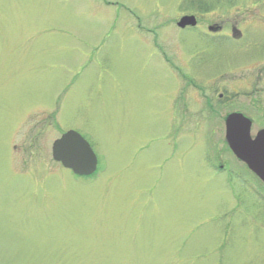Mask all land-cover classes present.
<instances>
[{
	"label": "rangeland",
	"instance_id": "1",
	"mask_svg": "<svg viewBox=\"0 0 264 264\" xmlns=\"http://www.w3.org/2000/svg\"><path fill=\"white\" fill-rule=\"evenodd\" d=\"M185 1L0 0V264H264V185L224 126L264 128V0ZM69 130L91 178L52 159Z\"/></svg>",
	"mask_w": 264,
	"mask_h": 264
},
{
	"label": "water",
	"instance_id": "2",
	"mask_svg": "<svg viewBox=\"0 0 264 264\" xmlns=\"http://www.w3.org/2000/svg\"><path fill=\"white\" fill-rule=\"evenodd\" d=\"M180 29L195 27L194 15L182 16L176 23ZM252 121L242 113H231L225 119V141L233 155L264 184V129L251 134ZM52 158L79 177H89L97 171L98 159L90 144L79 133L69 130L56 139Z\"/></svg>",
	"mask_w": 264,
	"mask_h": 264
},
{
	"label": "flooded vegetation",
	"instance_id": "3",
	"mask_svg": "<svg viewBox=\"0 0 264 264\" xmlns=\"http://www.w3.org/2000/svg\"><path fill=\"white\" fill-rule=\"evenodd\" d=\"M198 26V25H197ZM196 26V27H197ZM209 31L211 33H219L222 29L221 26H211L208 28ZM232 35L234 36V38H236L237 36H239L238 33H232ZM206 92V91H205ZM208 94H202V97H203V100H204V105H203V108L202 110L199 112V115L200 116H204L207 117L208 119H212V118H218L217 116L219 115V108H222L224 105L226 104H230L231 103V97L230 96H227L225 95L224 93H220L218 95V97L216 96L215 94V91L212 90V88H209L207 90ZM217 97V98H216ZM231 106V104H230ZM229 107V106H228ZM234 112H237V113H242L241 111H232V112H229L227 113L225 116H224V124H225V119L226 117L231 114V113H234ZM243 114V113H242ZM245 115V114H244ZM246 116V115H245ZM247 117V116H246ZM253 127V125H252ZM261 130V129H260ZM63 134V133H62ZM61 134V135H62ZM214 165V164H213ZM223 165L222 164H219V168H222Z\"/></svg>",
	"mask_w": 264,
	"mask_h": 264
},
{
	"label": "trees",
	"instance_id": "4",
	"mask_svg": "<svg viewBox=\"0 0 264 264\" xmlns=\"http://www.w3.org/2000/svg\"><path fill=\"white\" fill-rule=\"evenodd\" d=\"M223 1V0H222ZM225 1V0H224ZM229 1V0H228ZM216 3V4H215ZM221 3L220 0H218L217 2H208V1H204V0H186L182 6L184 5V7L186 9H193V12L197 13L201 12V13H209L211 10V8H215L217 6H219ZM216 6H215V5ZM196 9V10H195Z\"/></svg>",
	"mask_w": 264,
	"mask_h": 264
}]
</instances>
